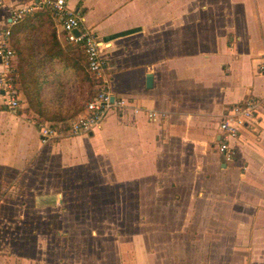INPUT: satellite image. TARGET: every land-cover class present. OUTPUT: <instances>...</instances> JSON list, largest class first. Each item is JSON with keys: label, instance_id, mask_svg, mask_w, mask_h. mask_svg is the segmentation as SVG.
Returning <instances> with one entry per match:
<instances>
[{"label": "crops", "instance_id": "crops-1", "mask_svg": "<svg viewBox=\"0 0 264 264\" xmlns=\"http://www.w3.org/2000/svg\"><path fill=\"white\" fill-rule=\"evenodd\" d=\"M32 1L0 0V36ZM66 3L125 105L43 144L0 88V264H264V0ZM251 97L224 162L218 121Z\"/></svg>", "mask_w": 264, "mask_h": 264}, {"label": "built area", "instance_id": "built-area-1", "mask_svg": "<svg viewBox=\"0 0 264 264\" xmlns=\"http://www.w3.org/2000/svg\"><path fill=\"white\" fill-rule=\"evenodd\" d=\"M40 6H47L53 11L66 43L82 46L86 70L97 81L95 93L75 115L63 122H40L41 141L45 144L58 137L75 136L100 127L111 110L119 109L125 103L123 99H114L111 94L105 57L95 32L81 27L80 16L69 8L66 0H36L13 7L9 11L8 26L3 29L0 36V88L3 91L5 104L15 110L25 103L14 75L16 56L9 41L10 26ZM76 29L78 33L74 32ZM259 69L264 71V57L259 63ZM256 107L257 100L252 97L247 98L243 103L232 105L218 121L216 145L224 162L231 163L235 160L236 150L232 145L233 141L238 137L240 128L246 126L253 118ZM148 115L152 117L154 113L149 112Z\"/></svg>", "mask_w": 264, "mask_h": 264}, {"label": "trees", "instance_id": "trees-1", "mask_svg": "<svg viewBox=\"0 0 264 264\" xmlns=\"http://www.w3.org/2000/svg\"><path fill=\"white\" fill-rule=\"evenodd\" d=\"M55 21L59 22L55 19L53 11L47 6H40L31 13L26 14L10 29V45L15 50L18 59L17 65L14 68V75L15 78L19 79L23 87L27 109L39 117L44 115V111L41 109V89L47 82L49 74L53 72L55 64L57 62L59 64V61L62 63L60 72L56 71V74H68L71 68H75L76 70L79 68L78 59H74L73 52L67 55L60 49L55 34ZM77 46L81 50L85 63L83 48L80 44ZM71 49L70 52L72 51ZM86 77L91 81V86L94 84V87L92 86L89 95L82 99L80 107L71 115L61 116L52 121L63 122L75 115L95 93L96 78L93 76L89 77L88 75ZM58 81L62 86L63 83L65 84L60 79ZM59 92L63 93L62 90ZM57 113L55 114L57 115Z\"/></svg>", "mask_w": 264, "mask_h": 264}, {"label": "rangeland", "instance_id": "rangeland-1", "mask_svg": "<svg viewBox=\"0 0 264 264\" xmlns=\"http://www.w3.org/2000/svg\"><path fill=\"white\" fill-rule=\"evenodd\" d=\"M55 34L57 38L56 31ZM57 42L60 46V49L63 52H65L67 55H70L73 52L72 55L75 57L74 59L75 60L78 59L79 68L77 70L75 68H71V71L68 72V74L67 73L56 74L57 73L56 71L60 72L62 63L59 61V64L58 62L55 64V68L53 69V72L49 74L47 82L43 85L41 89V93H40L41 109L44 111L43 112L44 115L42 116L43 118L41 116L40 117L37 116L40 122H44V121L55 122L52 121L55 118H59L61 116H68L74 113V111L77 108H79L80 105L82 104V99L86 98L89 95L90 90L94 85L92 84L91 86L90 84L91 81L88 80V77H86L87 75L89 77L91 75L86 70L85 64H83L82 53L80 48L77 46V44H71L65 42V44H63L62 46L58 38H57ZM70 49L72 50L71 52ZM15 56H16L15 57V66H16L18 62L16 53ZM59 79L65 82V84L63 83V86L59 84L58 81ZM16 81L21 89L24 100H26L21 82L17 78ZM57 83L58 85H56ZM96 84L97 81H95V86ZM61 90L63 91L62 94L61 92H59ZM59 95L60 96L62 95V97L60 98ZM25 105H27L26 101H25ZM55 113H57V115ZM126 236L123 235L124 238H126Z\"/></svg>", "mask_w": 264, "mask_h": 264}, {"label": "water", "instance_id": "water-1", "mask_svg": "<svg viewBox=\"0 0 264 264\" xmlns=\"http://www.w3.org/2000/svg\"><path fill=\"white\" fill-rule=\"evenodd\" d=\"M74 32H75V33H78V30L76 29ZM147 80H148V83L151 82V75H148V76H147Z\"/></svg>", "mask_w": 264, "mask_h": 264}]
</instances>
